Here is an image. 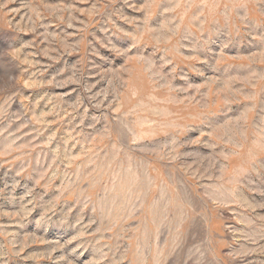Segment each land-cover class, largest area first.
<instances>
[{
    "label": "rangeland",
    "instance_id": "rangeland-1",
    "mask_svg": "<svg viewBox=\"0 0 264 264\" xmlns=\"http://www.w3.org/2000/svg\"><path fill=\"white\" fill-rule=\"evenodd\" d=\"M0 264H264V0H0Z\"/></svg>",
    "mask_w": 264,
    "mask_h": 264
}]
</instances>
